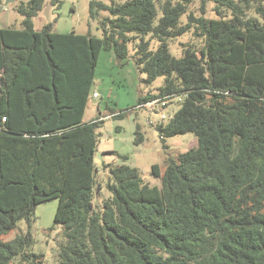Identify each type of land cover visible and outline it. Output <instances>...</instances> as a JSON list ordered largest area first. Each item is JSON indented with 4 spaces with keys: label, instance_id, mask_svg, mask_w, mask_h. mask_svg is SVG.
<instances>
[{
    "label": "trees",
    "instance_id": "obj_1",
    "mask_svg": "<svg viewBox=\"0 0 264 264\" xmlns=\"http://www.w3.org/2000/svg\"><path fill=\"white\" fill-rule=\"evenodd\" d=\"M46 1L62 4L28 0L21 27H0V264H45L31 226L51 200L62 235L54 264H264V0H200L197 12L194 0H89L101 36L54 22L36 30ZM208 2L219 17L203 15ZM188 32L199 42L174 56L170 41ZM104 50L122 65L132 57L147 84L163 77L137 104L180 98L156 126L164 144L197 136L163 171L152 166L160 186L115 150L106 153L122 163L101 160L109 177L97 179L104 119L84 115ZM135 134L142 142L139 125ZM22 220L28 231L8 238Z\"/></svg>",
    "mask_w": 264,
    "mask_h": 264
},
{
    "label": "rangeland",
    "instance_id": "obj_2",
    "mask_svg": "<svg viewBox=\"0 0 264 264\" xmlns=\"http://www.w3.org/2000/svg\"><path fill=\"white\" fill-rule=\"evenodd\" d=\"M28 0H15L0 4V27H21L24 16L20 13L21 3ZM109 2V0H103ZM200 0H194L190 10L198 11ZM231 16L230 12H227ZM198 14H201L198 12ZM207 18H217L220 15L215 10V3L208 2L206 12ZM58 16L57 20L55 18ZM250 16L259 17L255 11ZM187 15L182 17L186 21ZM54 22L56 32H69L75 30L77 33H86L89 28L93 34L102 35L96 20H92L89 14V0H62L59 9L51 6L46 1L43 8L33 18L34 28L41 30L47 23ZM150 39L151 48H157L159 42L156 38ZM199 42L193 33L188 32L170 41V51L176 57L182 56V44L185 42ZM134 42L129 43L130 54L134 53ZM146 74L141 72L132 57H129L122 65L116 58L113 51H101L99 62L96 68V75L92 87V94L84 115L85 121H90L99 116L104 119L97 129L100 152L104 151L99 162L97 179L105 183L108 180L109 172L102 166V161L113 164L122 163L116 156L107 154L109 150H115L120 154H127V163L137 167L145 182L150 185H161V180L152 174V166L159 164L162 171L166 168L168 157L177 158L185 152L198 145L197 136L192 132L177 134L166 139L163 143L157 124L168 122L170 116L177 111L181 102L179 97L167 99L163 105L161 100H154V103L139 105L138 99L148 92L158 93L159 86L163 83V77L157 78L152 84H147L144 79ZM98 96H94V93ZM111 110L125 112L123 118H115ZM141 127L144 139L140 143L135 142L136 126ZM120 127V128H117ZM58 206V200H51L38 205L35 211V219L31 226L34 237L32 250L42 252L45 255V264H54L58 251V242L61 239V228L54 225V217ZM28 224L22 220L18 228L8 238H13L20 232H27Z\"/></svg>",
    "mask_w": 264,
    "mask_h": 264
},
{
    "label": "built area",
    "instance_id": "obj_3",
    "mask_svg": "<svg viewBox=\"0 0 264 264\" xmlns=\"http://www.w3.org/2000/svg\"><path fill=\"white\" fill-rule=\"evenodd\" d=\"M94 96H98V94L95 92V93H94ZM176 96H177V95H174V94H168V95H165V96H162V97H159V98H155V99L149 100V101H147V102L144 103V104H147V103H149V102L154 103V102H153L154 100H157V101H158V100H161L160 102H162V104L165 105L167 99L174 98V97H176ZM179 99H180V98H179Z\"/></svg>",
    "mask_w": 264,
    "mask_h": 264
},
{
    "label": "water",
    "instance_id": "obj_4",
    "mask_svg": "<svg viewBox=\"0 0 264 264\" xmlns=\"http://www.w3.org/2000/svg\"><path fill=\"white\" fill-rule=\"evenodd\" d=\"M11 1H15V0H6V3H9V2H11ZM103 152H98L97 153V156L95 157V162H99L100 161V158L103 156Z\"/></svg>",
    "mask_w": 264,
    "mask_h": 264
},
{
    "label": "crops",
    "instance_id": "obj_5",
    "mask_svg": "<svg viewBox=\"0 0 264 264\" xmlns=\"http://www.w3.org/2000/svg\"><path fill=\"white\" fill-rule=\"evenodd\" d=\"M101 151V150H100Z\"/></svg>",
    "mask_w": 264,
    "mask_h": 264
}]
</instances>
